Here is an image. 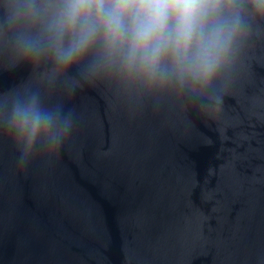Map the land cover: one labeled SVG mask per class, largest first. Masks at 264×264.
<instances>
[{"label": "water", "instance_id": "water-1", "mask_svg": "<svg viewBox=\"0 0 264 264\" xmlns=\"http://www.w3.org/2000/svg\"><path fill=\"white\" fill-rule=\"evenodd\" d=\"M0 0V264H264V18L206 87L25 56ZM56 129L28 146L12 103ZM66 125V130H65Z\"/></svg>", "mask_w": 264, "mask_h": 264}, {"label": "clouds", "instance_id": "clouds-1", "mask_svg": "<svg viewBox=\"0 0 264 264\" xmlns=\"http://www.w3.org/2000/svg\"><path fill=\"white\" fill-rule=\"evenodd\" d=\"M245 11L264 18V0H16L8 22L39 25L16 36L25 56L49 55L67 67L95 53L92 71L116 68L149 85L203 88L245 33ZM60 122L36 96L14 100L8 120L28 146Z\"/></svg>", "mask_w": 264, "mask_h": 264}]
</instances>
